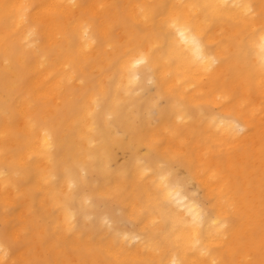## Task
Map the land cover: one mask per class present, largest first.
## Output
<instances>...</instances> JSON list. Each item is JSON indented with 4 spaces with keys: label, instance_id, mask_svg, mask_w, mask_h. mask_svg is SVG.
<instances>
[{
    "label": "bare ground",
    "instance_id": "6f19581e",
    "mask_svg": "<svg viewBox=\"0 0 264 264\" xmlns=\"http://www.w3.org/2000/svg\"><path fill=\"white\" fill-rule=\"evenodd\" d=\"M0 264H264V0H0Z\"/></svg>",
    "mask_w": 264,
    "mask_h": 264
}]
</instances>
